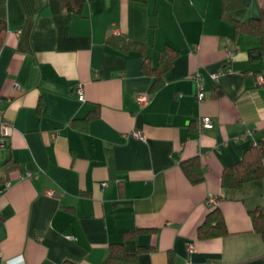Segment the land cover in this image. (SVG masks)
Listing matches in <instances>:
<instances>
[{
  "label": "crops",
  "instance_id": "obj_1",
  "mask_svg": "<svg viewBox=\"0 0 264 264\" xmlns=\"http://www.w3.org/2000/svg\"><path fill=\"white\" fill-rule=\"evenodd\" d=\"M65 1L0 0V109L14 124L0 151V264H106L113 244L136 259L119 251L110 264H264L252 216L264 174L221 183L264 142V53L250 58L262 39L236 32L223 0H85L81 14ZM117 37L145 43L153 67L176 49L158 90ZM205 116L213 128L200 132ZM193 157L195 184L181 166ZM215 205L227 232L199 237Z\"/></svg>",
  "mask_w": 264,
  "mask_h": 264
},
{
  "label": "trees",
  "instance_id": "obj_2",
  "mask_svg": "<svg viewBox=\"0 0 264 264\" xmlns=\"http://www.w3.org/2000/svg\"><path fill=\"white\" fill-rule=\"evenodd\" d=\"M65 4L68 9L81 14L82 8L85 4V0H66ZM247 5L245 0H223L222 15L229 19L236 32H246L248 34L257 35L262 39L260 48H254L250 50V58L252 61H256L264 53V7H260L261 18L256 20H250L248 22H241L233 18V12L239 7ZM113 39V38H112ZM112 45L118 47L122 51H129L131 49L136 50L143 57V69L146 73L154 77V83L152 85V91L158 90L163 85V74L173 63L174 58L178 54L176 49L168 48L166 54H164L157 66L153 67L151 62L147 58V51L145 43L140 41L128 40L122 37H117L115 40L110 41ZM1 45V40H0ZM97 112L90 114V118H94ZM87 118L90 119V118ZM10 159L7 158L4 162ZM264 142L258 141L255 146L251 147L244 155L243 159L232 166L227 167L222 174V187L225 189H235L242 186L245 182L259 178L264 174ZM181 166L192 183H199L204 180V172L202 164L198 157H193L181 162ZM212 211L206 216L204 223L198 230V236L202 238L223 236L227 232L224 216L220 209L215 205L212 207ZM253 221L255 228L258 232L264 236V208H260L253 214ZM119 251L125 254L130 260L136 259L135 255H128L124 253L120 244H113L111 247V254L106 259V264H110L117 255L120 256ZM116 262V261H115ZM129 264V263H127Z\"/></svg>",
  "mask_w": 264,
  "mask_h": 264
},
{
  "label": "built area",
  "instance_id": "obj_3",
  "mask_svg": "<svg viewBox=\"0 0 264 264\" xmlns=\"http://www.w3.org/2000/svg\"><path fill=\"white\" fill-rule=\"evenodd\" d=\"M228 56L229 58H232L233 52L229 51ZM210 76L213 80L219 79V73H211ZM195 78L197 80V85H198L197 96L200 100H202L205 97L204 80L200 74L195 75ZM257 81L259 84H264V76L258 75ZM76 93L78 97L80 98V100L84 99L82 84H78L76 86ZM137 102L140 105H145L148 102V97L146 95H142L137 98ZM13 128H14V124L4 117L3 111L0 109V151H4L7 148V139L11 135ZM212 128H213V123L210 117L205 116L200 119L199 121L200 132H204ZM135 135L141 137L140 132L135 133ZM10 185L11 183L8 182L6 184V187L8 188ZM103 185L106 186V183H103ZM209 202L211 204H215V200L213 198H210ZM188 250L190 252L194 250L193 244L188 245ZM5 264H17V263H15L13 260H8L5 262Z\"/></svg>",
  "mask_w": 264,
  "mask_h": 264
},
{
  "label": "water",
  "instance_id": "obj_4",
  "mask_svg": "<svg viewBox=\"0 0 264 264\" xmlns=\"http://www.w3.org/2000/svg\"><path fill=\"white\" fill-rule=\"evenodd\" d=\"M247 5L251 6V11H252V18L253 19H260L261 18V13L258 5L257 0H245Z\"/></svg>",
  "mask_w": 264,
  "mask_h": 264
}]
</instances>
